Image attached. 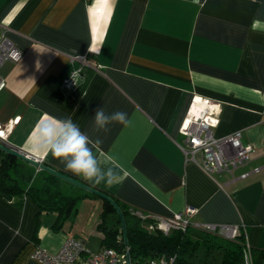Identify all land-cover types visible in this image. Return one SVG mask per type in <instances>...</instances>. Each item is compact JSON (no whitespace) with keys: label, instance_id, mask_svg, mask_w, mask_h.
Listing matches in <instances>:
<instances>
[{"label":"crops","instance_id":"1","mask_svg":"<svg viewBox=\"0 0 264 264\" xmlns=\"http://www.w3.org/2000/svg\"><path fill=\"white\" fill-rule=\"evenodd\" d=\"M0 29L22 52L0 67V124L12 126L5 147L42 158L41 166L80 179L138 216L171 217L193 206L192 224L244 229L253 263L264 264V0H0ZM73 58L85 63L81 93L52 96ZM195 95L220 107L215 137L241 131L251 146L249 160L233 171L250 172L246 178L208 175L185 160L181 129ZM101 106L126 112L129 125L95 132ZM50 118H71L93 140L103 139L98 158L105 166L111 157L120 180L94 185L66 171L39 135ZM101 210V197L60 212L0 194V264H42L31 258L35 247L54 254L67 237L101 249Z\"/></svg>","mask_w":264,"mask_h":264},{"label":"trees","instance_id":"2","mask_svg":"<svg viewBox=\"0 0 264 264\" xmlns=\"http://www.w3.org/2000/svg\"><path fill=\"white\" fill-rule=\"evenodd\" d=\"M69 64L70 69L78 66L76 60ZM86 79L87 76L82 69L74 90L66 92L63 84L60 83L51 90L50 94L61 99L73 100L81 93ZM92 190L96 189L74 176L48 166L43 165L36 172L34 166L28 161L0 149V194L28 196L40 210L69 212L81 198L101 197ZM97 191L105 194L114 202L123 219L122 225L121 218L113 204L101 197L102 210L98 229L103 234L102 248L123 249L127 246L132 264H140L161 255L166 257L175 255L174 264H208L202 259L196 262L197 253L201 247L219 250L222 255L220 264H236L241 261L245 249L243 232H239L234 239L226 241L216 234V236L195 235L191 231V229H196L194 227H189L184 232L173 230L167 234L157 230L149 231L145 227L148 223H153V220L148 218L141 220L137 216L135 218L136 214L132 208L101 190ZM252 264H254L253 260Z\"/></svg>","mask_w":264,"mask_h":264},{"label":"built area","instance_id":"3","mask_svg":"<svg viewBox=\"0 0 264 264\" xmlns=\"http://www.w3.org/2000/svg\"><path fill=\"white\" fill-rule=\"evenodd\" d=\"M22 57L21 50L13 44L6 36L4 30L0 29V67L6 63L18 62ZM80 66L74 68L69 75L63 79L64 87L71 88L79 78L81 68L84 63L83 58H73ZM4 87V82L0 78V89ZM220 107L201 96L191 98L189 108L186 112L184 123L181 129L182 143L179 148L182 151L186 161L196 163L200 169L210 175L217 172L229 173L232 180L244 179L250 172H242L238 176L233 175V171L243 166L249 160L251 146L244 144L241 140V131H235L222 137H215L212 129L218 124V114ZM10 124H0V143L5 145L8 134L11 131ZM24 159L37 164L38 170L41 167L43 159L19 151ZM196 155H200V161H197ZM258 171L255 168L253 172ZM196 213L193 206H187L183 211L174 214L171 217H150L153 223H148L146 229L149 231H159L167 234L173 230L184 232L189 227L215 233L232 240L239 232L245 233V230L237 226L215 225V224H192L190 218ZM31 258L42 264H132L127 246L123 249L106 247L91 252L82 242L73 237H67L61 244L58 251L54 254L48 253L43 248L36 246L31 254ZM243 259L245 264H252L250 249L245 246ZM175 255L157 256L148 259L140 264H174Z\"/></svg>","mask_w":264,"mask_h":264},{"label":"clouds","instance_id":"4","mask_svg":"<svg viewBox=\"0 0 264 264\" xmlns=\"http://www.w3.org/2000/svg\"><path fill=\"white\" fill-rule=\"evenodd\" d=\"M130 123L128 114L123 111L107 113L103 106L95 110L93 130L97 133H108L113 124L127 127ZM39 135L46 144L45 151L58 159L65 170L80 177L86 182L99 185L102 182L112 186L120 180V173L115 162L109 166L108 161L102 162L98 155H103L101 145L103 139L99 136L93 140L71 118L57 120L50 118L40 125Z\"/></svg>","mask_w":264,"mask_h":264},{"label":"rangeland","instance_id":"5","mask_svg":"<svg viewBox=\"0 0 264 264\" xmlns=\"http://www.w3.org/2000/svg\"><path fill=\"white\" fill-rule=\"evenodd\" d=\"M76 83H77V80H76ZM76 83L75 85H73V87L71 88H75L76 86ZM71 88H67V87H64V89H71ZM139 217L138 215H134V217L136 218ZM141 220H143V218H141ZM191 231H193L192 233L195 234V235H201V234H207V235H215V233H210V232H202L200 230H196V229H191ZM218 237H220L221 239L223 240H226V241H229L228 239H225L224 237H221L220 235L216 234ZM215 235V236H216ZM221 258H222V255H221V252L215 248H211V249H205L203 247H201L197 253V260L196 262L199 260V259H202L203 261H206L208 264H220L221 262ZM236 264H245L244 263V259H243V256L241 258V261L240 262H237Z\"/></svg>","mask_w":264,"mask_h":264},{"label":"water","instance_id":"6","mask_svg":"<svg viewBox=\"0 0 264 264\" xmlns=\"http://www.w3.org/2000/svg\"><path fill=\"white\" fill-rule=\"evenodd\" d=\"M0 149L5 150V151H8V152H11V153L14 154L16 157H19V158L24 159V157L21 155V153L19 152V150H17L16 148H13V147H11V148H7V147H5L4 145L0 144ZM24 160H26V159H24ZM26 161L32 163V162L29 161V160H26ZM54 173H56V172H54ZM56 174H58V173H56ZM58 175H60V174H58ZM60 176H62V175H60ZM63 177H64V176H63ZM65 178H66V177H65ZM66 179H68V180H70V181H73V180H71V179H69V178H66ZM73 182H74V181H73ZM92 191L95 192V193H98L101 197L108 199V200L113 204L115 210L117 211L118 215H119L120 218H121L122 225H123V219H122L121 213L119 212L118 207L114 204V202H113L108 196H106L105 194H102V193H100V192L97 191V190H92ZM1 196H2L4 199L8 200V201L11 200V196H6L5 194H1Z\"/></svg>","mask_w":264,"mask_h":264}]
</instances>
